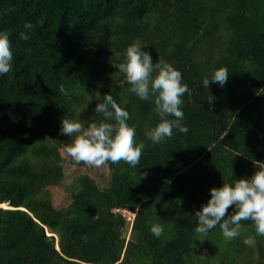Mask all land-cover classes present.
<instances>
[{
  "label": "trees",
  "instance_id": "1",
  "mask_svg": "<svg viewBox=\"0 0 264 264\" xmlns=\"http://www.w3.org/2000/svg\"><path fill=\"white\" fill-rule=\"evenodd\" d=\"M5 29L14 60L0 76V264H185L194 214L210 190L251 178L254 162H264V0H0ZM136 40L153 63L162 57L179 70L190 89L182 97L188 131L173 129L159 144L146 136L159 123L154 100L130 92L114 67ZM220 67L229 70L225 86L204 88ZM104 95L129 112L137 142L145 143L140 162L106 163V187L80 175L68 209H60L53 194L73 162L62 121L87 127L104 119L95 112ZM158 210L172 239L151 232ZM242 226L256 239L253 260L264 264V236L252 221Z\"/></svg>",
  "mask_w": 264,
  "mask_h": 264
},
{
  "label": "clouds",
  "instance_id": "2",
  "mask_svg": "<svg viewBox=\"0 0 264 264\" xmlns=\"http://www.w3.org/2000/svg\"><path fill=\"white\" fill-rule=\"evenodd\" d=\"M33 27L31 22L24 24L27 30ZM20 39L27 41L29 36L21 32ZM145 48L139 40L134 41L126 48L122 60L120 53L115 54L121 62L114 67L124 74L131 85L130 92L143 101L154 100V112L159 117V123L146 131V136L153 144H159L173 136V129L181 133L188 131L182 123V97L190 94V89L182 83L183 76L179 70L162 57L153 63L151 53ZM13 60L10 31L0 30V76L12 71ZM229 76L227 67L217 68L210 78L206 76L203 79V87L208 89L213 82L224 87ZM60 91H65L63 85ZM103 97L95 112L102 114L104 119L92 121L87 127L78 120L63 119L60 134L71 137V142L64 144L63 150L75 164L83 163L98 169L108 162L119 164L123 161L134 168L140 162L145 143L137 142L136 128L128 124L129 112L112 95ZM111 120L114 123L107 122ZM254 163L257 171L251 178L236 179L234 183L224 182L222 187L210 190L211 199L193 217L197 221V232L208 233L218 226L224 239L232 241L241 235L242 221H252L256 235L264 236V162ZM230 208L233 211L229 215ZM151 232L159 238L163 227L154 224ZM244 244L254 247L255 237H246Z\"/></svg>",
  "mask_w": 264,
  "mask_h": 264
},
{
  "label": "rangeland",
  "instance_id": "3",
  "mask_svg": "<svg viewBox=\"0 0 264 264\" xmlns=\"http://www.w3.org/2000/svg\"><path fill=\"white\" fill-rule=\"evenodd\" d=\"M82 174H89L101 186L106 187L111 182L112 171L105 164L101 168H93L87 165L69 163L65 169L64 179L61 186L57 187L53 194V202L60 209H68L70 189L77 177ZM128 222L133 220V215L126 213ZM166 213L158 210L152 220V225L160 224L163 227V233L160 239L168 240L174 236V228L166 220ZM131 225L129 224V227ZM152 227V226H151ZM131 235L130 229L127 232V238ZM251 236L247 228L242 226L241 235L228 241L224 239L220 229L208 233H199L194 231L191 237L190 254L185 255V264H256L253 260L254 247L244 244L246 237ZM133 264H154L149 259L137 258Z\"/></svg>",
  "mask_w": 264,
  "mask_h": 264
},
{
  "label": "water",
  "instance_id": "4",
  "mask_svg": "<svg viewBox=\"0 0 264 264\" xmlns=\"http://www.w3.org/2000/svg\"><path fill=\"white\" fill-rule=\"evenodd\" d=\"M0 207H4V205H1ZM4 208H6V207H4Z\"/></svg>",
  "mask_w": 264,
  "mask_h": 264
}]
</instances>
